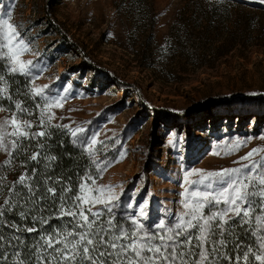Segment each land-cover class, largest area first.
Returning <instances> with one entry per match:
<instances>
[{"label": "rangeland", "instance_id": "1", "mask_svg": "<svg viewBox=\"0 0 264 264\" xmlns=\"http://www.w3.org/2000/svg\"><path fill=\"white\" fill-rule=\"evenodd\" d=\"M9 12L31 89L66 97L48 109L50 127L82 129L79 143L95 137L83 147L96 187H112L102 198L118 197L125 221L144 209L146 227L174 224L185 181L200 178L187 173L242 167L258 148L264 156V0H0ZM42 108L35 119L0 110V125L44 130Z\"/></svg>", "mask_w": 264, "mask_h": 264}, {"label": "snow or ice", "instance_id": "2", "mask_svg": "<svg viewBox=\"0 0 264 264\" xmlns=\"http://www.w3.org/2000/svg\"><path fill=\"white\" fill-rule=\"evenodd\" d=\"M11 19L10 12L0 14V71H3L6 62L8 72L28 75L27 66L19 60V56L28 51V46L20 37L18 26L10 23ZM30 91L34 97H39L43 104L38 127L44 130L30 132L31 122L5 120L0 125V129H3L0 140L7 139V143L2 146L9 154L24 140L43 137L47 127L51 126L52 116L46 115L48 109L60 105L62 100L66 99L45 95L41 89ZM4 96L12 99V96L8 95V81L5 76L0 75V99ZM15 107L20 112L31 115L28 109L21 108L19 103H16ZM36 107L39 108L40 104ZM9 125L13 126L11 133L7 131ZM81 131L82 129H70L72 137H77V133ZM80 143L91 149L96 139L93 137L90 143L80 140ZM241 146L236 142L231 146L232 151H238ZM40 147H43V144ZM260 152L261 149L258 148L248 153L243 158L248 163L239 168L220 172L187 173L186 175H197L200 178L185 181L183 211L174 224L167 225L161 220L154 226L146 227L141 219L145 215L144 209H140V218L134 213L124 221L126 227L124 224L118 226L111 215L115 206L113 201L118 200V197L105 195L102 198L101 195L112 193V187H96V178L91 174L84 176L79 185V195L74 194L67 199L61 195L57 198L58 205H52L56 208L57 217L72 218L69 222L71 227L45 229V234L40 235L36 244L32 245L33 250H25V256H21L24 240L16 233H31L37 229L34 226L21 228L6 220L5 216L18 208L21 202L25 206H39L35 207V210L40 212L44 207L41 201L47 202L55 197L56 188L48 186V181L52 179L50 176L45 177L41 184L39 178L35 183H30L32 175H22L16 182V185H21L22 188L10 186L8 199L0 205V229L12 230L7 237L4 231H0V264H220L221 260L228 261V264H264V156L260 155ZM89 155H94V152L89 151ZM38 156H41V153H33L30 159L37 160ZM256 156H259V159H254ZM43 158L48 160L49 164L55 160L54 156L45 155ZM2 180L3 178H0V194L4 190ZM84 181H89L94 189L91 197L84 195ZM56 182L59 183V180ZM68 191L71 189H61L62 194ZM97 203L104 205L103 210L92 211V207ZM86 205L88 207H85ZM206 207L207 215L204 213ZM105 213L108 214L107 218L101 221ZM19 215L21 219L26 217L23 210ZM235 217H239L238 224L250 227V235L255 241L254 246L244 248L236 244L231 249L235 254L231 255L225 251L229 243L225 232L231 234L233 225L229 224V220ZM32 220L41 225L49 223V218L42 215H33ZM153 227L155 231L152 230ZM192 229L196 230L195 233ZM197 249L199 251H196ZM28 256L34 257V260L28 261ZM192 257L195 259H191Z\"/></svg>", "mask_w": 264, "mask_h": 264}, {"label": "trees", "instance_id": "3", "mask_svg": "<svg viewBox=\"0 0 264 264\" xmlns=\"http://www.w3.org/2000/svg\"><path fill=\"white\" fill-rule=\"evenodd\" d=\"M7 63L3 65V71H0V75L5 76L8 81V95L12 96L9 100L7 96L0 99V110L11 113H19L24 118H27L29 114L22 113L16 109L15 104L19 103L21 108H27L28 112L32 114V118L35 119V115L38 111L37 104H40L39 97L32 95L31 81L28 75L11 73L7 71ZM38 132V131H30ZM43 144V147L40 145ZM39 152L41 156L37 157V160L30 159L33 153ZM54 156L55 160L49 161L43 157ZM45 165H49L45 167ZM35 169V172H33ZM91 174L94 178H98V167L94 158L89 155L86 149L81 145L74 137L71 132L61 126H52L46 129L43 137L36 139L24 140L16 149H13L11 154H7L6 158L0 162V178H3L2 183L4 185L3 193L0 194V205H3L4 200L8 199V188L16 185L19 177L22 175H32V181L35 183L39 178L42 184L45 177H52L48 181V186H54L56 188V196L50 198L47 202L41 201L44 205L40 212L35 210V207L39 206H25L23 202L20 203L19 207L13 209L12 212L7 213L5 219L19 225L21 228H27L34 226L36 232H18L17 235L21 236L24 240V248L21 250V256L26 255V251H32V245L36 244L40 235H44L45 229H57V227L70 228L71 221L70 216L59 218L55 215L56 208L52 207L55 203L58 205V197L61 195L65 199L72 197L74 194L79 195V185L83 180L84 176ZM57 179L59 183H57ZM89 181H84V184ZM18 188H22L21 185H16ZM62 188H70L71 191L62 194ZM42 190V189H41ZM26 191V190H25ZM23 210L26 213L24 219L20 218L19 212ZM45 216L49 218V223L41 225L38 221H33L32 216ZM107 213L101 218V221L107 218ZM114 217V223L118 226L124 224V219L121 214L112 209L111 213ZM91 219V216H89ZM239 217H235L229 220V224L233 225L231 234L225 232V237L228 240V248L225 249L231 255L235 253L231 252L236 244H240L242 248L248 246H254L255 238L250 235L251 229L248 225H241L237 223ZM126 227V224H124ZM4 231L5 236H9L11 229H0ZM59 247V245H57ZM9 250V255H10ZM28 261H33L34 257L28 256ZM251 260V257L249 258ZM220 264H228V261L221 260ZM259 264V262H257Z\"/></svg>", "mask_w": 264, "mask_h": 264}]
</instances>
